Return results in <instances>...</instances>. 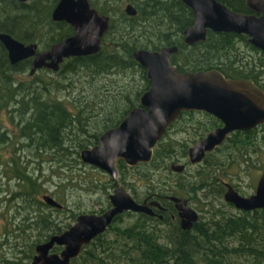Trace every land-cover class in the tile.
I'll return each instance as SVG.
<instances>
[{
	"label": "trees",
	"instance_id": "obj_1",
	"mask_svg": "<svg viewBox=\"0 0 264 264\" xmlns=\"http://www.w3.org/2000/svg\"><path fill=\"white\" fill-rule=\"evenodd\" d=\"M56 1L0 0V31H7L26 42L42 41L40 29L43 27L42 22L46 20L51 34L47 36L50 43L46 46L71 35L74 33L72 25L65 21H54L51 17ZM127 1L133 2L137 7L138 12L135 15L126 13L122 7L123 0H104V5L92 3L101 13L111 17L102 48L93 54L68 57L58 70H54L59 74L64 73L65 76L83 70L95 76L112 72L123 75L119 87L114 92L112 88H108L104 95L102 101L106 106L100 108L108 110V115L100 119L95 115L94 122L99 121V125L95 124L93 131L89 128V125H93L90 124L89 115L84 117L92 108L88 102L76 112L63 100L43 98L37 86L19 79L16 75L31 67L32 58L11 63L8 51L0 41V143L9 142L11 136L4 116L19 128L20 136L28 140L27 144L37 145L41 150L68 149L65 144L67 136L69 132H73L76 120L82 122L83 118L86 123L77 129L82 132V136L78 137L76 152L79 153L80 148L87 147L88 141L97 143L101 133L120 123L133 106L140 104L141 94L151 85L146 68L132 54L139 47L156 49L166 44H177L179 51L173 54L172 59L180 70L219 68L227 76L253 79L264 88V51L255 49L254 53L243 48V45L250 44L246 35L209 29L205 40L188 45L184 42L183 31L193 23L194 13L183 0ZM222 1L238 9L232 0ZM83 102V99H79V103L84 104ZM188 124L191 129L187 128ZM219 124L221 120L214 114L197 110L183 111L155 146L150 161H141L134 166H129L123 159L119 161L120 179L128 187H133L134 192L138 188L129 178L134 175V178L142 180L145 190L134 194L137 200L159 194L164 196L188 193L192 196L198 189V183L190 180L188 185L179 182L177 185H169L162 172L183 177L190 173L194 175L190 167L198 166L199 174H204V183H200V187L205 184V190L214 176L218 175L210 169L211 166L253 160V154H257L264 146L263 123L251 129L235 130L222 145L207 153L202 164H191L188 160L189 147ZM174 126L190 130L189 136H173L171 129ZM222 149H226L228 155L220 157L216 154ZM173 159L183 160L190 167L181 172L175 171L170 165ZM14 160L18 163L19 159ZM206 163L210 164L209 168ZM252 163L256 164L255 161ZM260 166L263 169L264 161ZM131 169L136 171L130 173ZM26 177L23 173L19 175L20 179H27ZM31 181L33 182L32 179ZM165 200L173 206L167 196ZM226 204L234 205L231 202ZM55 210L61 208L56 207ZM35 211L37 214L32 215L34 222L31 225L44 228L46 237L63 231L71 224H53L51 212L44 213L45 210L40 207ZM128 212L132 211L127 210L116 215L108 229L86 244L70 264H235L231 259H225L229 252L251 257L252 264H264V208L239 209L237 213H227L226 210L225 213L213 212L207 220L200 219L191 230L182 229L178 219L172 220L171 217L160 220L139 212H136L138 217L134 221L121 224L120 221H124V215ZM152 220L172 225L171 230L166 233V241L162 240L161 229L155 227ZM60 249V245L55 246V250ZM35 251L33 243L26 258H32ZM21 258H25V254ZM19 263L25 264L24 260Z\"/></svg>",
	"mask_w": 264,
	"mask_h": 264
},
{
	"label": "water",
	"instance_id": "obj_2",
	"mask_svg": "<svg viewBox=\"0 0 264 264\" xmlns=\"http://www.w3.org/2000/svg\"><path fill=\"white\" fill-rule=\"evenodd\" d=\"M183 1L194 13L193 23L183 31L186 44L205 40L208 30L212 29L247 33L249 41L264 50V0H248L255 13L234 10L221 0ZM124 10L129 15L138 12L133 2L126 3ZM52 18L67 21L75 32L45 49H40L37 41L26 42L7 31H0V41L11 63L31 57V74L43 67L58 70L68 57L98 52L111 21L110 15L101 14L90 0H59ZM178 51L177 44L133 50V57L147 70L150 87L141 94L140 104L133 106L120 123L101 133L96 144L80 151L84 162L106 170L117 184L109 194L111 205L101 212H80L69 227L37 242L36 252L28 264H70L86 244L108 229L119 213L132 210L154 215L152 204L162 207L161 202L138 201L118 181V163L123 159L134 166L150 161L155 146L183 111H206L223 122L189 147L188 157L193 164L201 162L207 152L222 144L232 131L264 123V88L261 85L253 79L227 76L219 68L180 70L172 59ZM171 168L180 172L186 164L174 160ZM226 183L225 198L236 207L243 210L264 208V167L255 192L250 195L239 192L231 182ZM169 197L175 201L182 228H192L200 218L199 211L188 204L185 196L171 194ZM44 200L52 206L63 207V203L51 194H45ZM57 245L62 246L60 250H55Z\"/></svg>",
	"mask_w": 264,
	"mask_h": 264
},
{
	"label": "rangeland",
	"instance_id": "obj_3",
	"mask_svg": "<svg viewBox=\"0 0 264 264\" xmlns=\"http://www.w3.org/2000/svg\"><path fill=\"white\" fill-rule=\"evenodd\" d=\"M103 1L91 0L97 5H104ZM127 2L129 1L123 0V9ZM108 5L111 6V3ZM47 24L46 20L43 21V27L40 29L42 41H37L40 49L49 47L46 46L50 43L47 38L51 34H49L50 30H48ZM243 46L247 48L246 45ZM247 50L249 49L247 48ZM249 51L256 53L252 49ZM16 75L19 79H23L27 83L32 82L34 86H37L39 94L43 98L53 97L63 100L76 112L79 107L88 102L92 108L84 117L89 115L90 124H93L89 125L91 131L94 130L95 124L99 125V121L94 122L96 114L99 119L108 115V110L100 108L106 106L102 100L107 94L108 88H112L114 92L123 81V75L118 72L95 76L86 70L65 76L64 73L59 74L58 71L44 68L31 74L29 67L27 71L16 73ZM79 99H83L84 104L79 103ZM26 116L29 115L26 114ZM4 119L6 126L10 129L11 136L9 142L0 143V264H21L19 263L21 260L28 264L32 260V258H26L30 246L33 243L36 245L37 242L43 241L51 235L46 237L44 228L31 225L34 222L32 215L37 214L36 209L40 207L45 210L44 213L51 212V217L54 219L53 224L55 222H58L59 225L72 224L80 212L99 211L108 207L109 194L114 191L115 186L112 185L114 183L112 176L106 170L81 159L80 151L84 147L79 149V153L76 152L78 137L82 136V132L77 129L86 123L84 118L82 122L76 120L73 132H69L67 136L65 144L68 149L65 150H41L37 145L27 144L28 140L24 136H20L19 128L15 127V124L11 123L7 116H4ZM187 128L191 129L190 125ZM172 129L174 132L171 131V133L175 137L189 136L190 130H186L185 127L178 129L174 126ZM94 144L96 143L88 141L87 147ZM216 154L223 157L228 155V151L222 149ZM252 158L253 160H243L239 163L226 162L211 166L210 169L218 175L214 176L205 190H203L205 184L200 187V183H204L202 181L204 174H199L198 166H196L197 168L187 166V169L190 167L191 172L195 173L194 175L190 173L183 177H177L171 172L162 173L169 185L176 183L188 185L190 180L198 183V189L193 192L192 196L188 193L183 195L189 196L190 204L201 212V220H207L213 212L220 213L222 211L225 213L226 210L227 213L228 211L237 213L239 210L235 205L226 204L229 202L224 197L223 185L225 186L226 181L231 182L244 195L255 192L258 178L262 172L260 163L264 161V146L257 154H253ZM14 159H19L18 163ZM252 161H255L256 164H253ZM202 162L199 163L202 164ZM199 163L193 165H199ZM209 165L207 164L208 168ZM201 170L203 169L201 168ZM135 171L136 169H131L130 173ZM21 172L27 175V179L19 178ZM133 176L129 180L134 181V185L138 188L137 192H134L133 187H128L127 183L120 179V172L119 181L125 184L133 195L140 194L139 190L144 191L145 185L141 179ZM44 194L54 195L65 206L61 210H55L56 207L47 205L43 198ZM137 217L138 214L135 211L125 213L124 221H120V223L134 221ZM152 222L155 227L161 229L162 240L166 241V233L171 230L172 225L164 222L159 223L155 220ZM50 232H52L51 229ZM24 254L25 258L22 259ZM225 259H231L235 264H252L251 257L235 252L226 253Z\"/></svg>",
	"mask_w": 264,
	"mask_h": 264
},
{
	"label": "flooded vegetation",
	"instance_id": "obj_4",
	"mask_svg": "<svg viewBox=\"0 0 264 264\" xmlns=\"http://www.w3.org/2000/svg\"><path fill=\"white\" fill-rule=\"evenodd\" d=\"M58 1L59 0H57L56 1V3H55V5H54V7L56 6V4L58 3ZM222 1V0H221ZM90 2H91V0H90ZM232 2L234 3V5L235 6H237V8L238 9H234V10H237V11H241V12H245V13H255V10L254 9H252L251 7H250V5H249V1L248 0H232ZM225 3V2H224ZM91 4H92V2H91ZM227 4V3H226ZM93 5V4H92ZM228 5V4H227ZM94 6V5H93ZM229 6V5H228ZM94 7H96V6H94ZM97 8V7H96ZM232 8V7H231ZM54 9V8H53ZM98 9V8H97ZM99 10V9H98ZM52 12H53V10H52ZM99 12H100V10H99ZM101 13V12H100ZM101 14H106V13H101ZM51 17H52V13H51ZM53 19V18H52ZM54 20V19H53ZM54 21H57V20H54ZM60 21H65V20H60ZM65 22H67V21H65ZM68 23V22H67ZM70 24V23H69ZM71 25V24H70ZM74 32H75V28H74ZM236 33V32H235ZM106 34V33H105ZM104 34V35H105ZM237 34H239V35H246V38H247V40L249 41V34H247V33H237ZM104 37V36H103ZM102 42H103V39H102ZM249 45H246L247 46V48L249 49V50H255L256 49V51L257 50H263L262 48H260V47H258V46H256V45H254L253 43H251L250 41H249ZM253 46H255V48H253ZM50 47V46H49ZM243 48H245V47H243ZM246 49V48H245ZM242 50H244V49H242ZM264 51V50H263ZM237 78V77H236ZM246 79H248V78H246ZM255 81V80H254ZM260 85V84H259ZM187 111H190V110H187ZM197 111H202V110H197ZM206 112V111H205ZM212 114V113H211ZM216 116V115H215ZM180 117V116H179ZM217 117V116H216ZM220 119V118H219ZM221 120V119H220ZM223 124V122H222V120H221V124H219V125H217V126H215V127H218V126H221ZM260 125V124H259ZM171 126V125H170ZM169 126V127H170ZM258 126V125H257ZM214 127V128H215ZM169 129V128H168ZM213 129V128H212ZM251 129V128H250ZM211 130V129H210ZM236 130H238V129H236ZM171 131H172V129H171ZM235 131V130H234ZM234 131H232V132H234ZM208 132V131H207ZM206 132V133H207ZM231 132V133H232ZM205 133V134H206ZM230 133V134H231ZM203 137V136H202ZM228 138V137H227ZM226 141V140H225ZM224 141V142H225ZM223 142V143H224ZM222 143V144H223ZM222 144H220V145H222ZM219 145V146H220ZM218 147V146H217ZM216 147V148H217ZM215 148V149H216ZM211 151H213V150H211ZM208 153V152H207ZM207 155V154H206ZM205 158V157H204ZM188 160H189V157H188ZM203 161V160H202ZM201 161V162H202ZM190 162V161H189ZM184 163V162H183ZM191 163V162H190ZM191 164H193V163H191ZM196 164V163H195ZM129 166H131V165H129ZM186 168H187V165H186ZM185 168V169H186ZM184 171V170H183ZM181 172V171H180ZM113 179V178H112ZM118 181H119V173H118ZM113 186H117V184H115V181H114V179H113ZM120 182V181H119ZM226 182H228V181H226ZM224 183L225 184V186L223 185V190L225 191V193H226V191H227V189H228V186H227V183ZM258 182V181H257ZM120 183H122V182H120ZM123 184V183H122ZM125 185V184H124ZM115 187H114V189H115ZM235 187V186H234ZM127 188V187H126ZM236 188V187H235ZM128 189V188H127ZM237 189V188H236ZM129 190V189H128ZM238 190V189H237ZM239 191V190H238ZM130 192V191H129ZM240 192V191H239ZM18 193H20V192H18ZM21 193L23 194L24 193V190L23 191H21ZM225 193H224V197H225ZM132 194V193H131ZM45 195V194H44ZM44 195H43V198H44ZM133 195V194H132ZM171 194H167V195H164V196H162V195H155V196H153V197H144V198H142L141 200H138V201H140V202H143L145 199H147L148 201H151V200H158V201H160L161 202V204H162V207L161 206H159V205H155V204H152V206H153V208H154V210L156 211V213L154 214V215H150V216H153L154 218H157V219H160V220H163V219H169V218H171L172 220L173 219H178L179 220V223H180V226H181V222H180V216H179V213H178V209H177V207H176V205H175V201L174 200H172L169 196H170ZM172 195H178V194H172ZM54 196V195H53ZM134 196V195H133ZM165 196H167L168 198H169V201H172L173 202V206L170 204V202H168V201H166L165 200ZM179 196H185V195H179ZM55 197V196H54ZM185 197H187L188 198V204L189 205H191L190 204V197L189 196H185ZM56 198V197H55ZM57 199V198H56ZM226 199V198H225ZM58 200V199H57ZM109 200H110V198H109ZM227 200V199H226ZM46 202V201H45ZM47 203V202H46ZM232 203V202H231ZM48 204V203H47ZM109 205H108V207L111 205V201L108 203ZM233 204V203H232ZM50 205V204H49ZM50 206H52V205H50ZM65 205H64V203H63V207H64ZM191 206H193V205H191ZM53 207H55V206H53ZM174 207H175V210H174ZM194 207V206H193ZM60 208H62V207H60ZM107 208V207H106ZM195 209H197L196 207H194ZM238 208V207H237ZM240 209V208H239ZM198 210V209H197ZM243 210V209H242ZM103 211V210H102ZM127 211V210H126ZM132 211V210H131ZM199 211V210H198ZM91 212H101V210H99V211H91ZM136 212V211H135ZM123 213V212H122ZM139 213H141V212H139ZM199 213H200V219H201V212L199 211ZM146 214V213H145ZM148 215V214H147ZM200 219L198 220V221H196L195 223H194V225H193V227L192 228H190V229H193L194 228V226H195V224L196 223H198L199 221H200ZM181 228H182V226H181ZM183 229V228H182ZM185 230V229H184ZM187 230H189V229H187ZM97 237V236H96ZM62 247V246H61Z\"/></svg>",
	"mask_w": 264,
	"mask_h": 264
},
{
	"label": "bare ground",
	"instance_id": "obj_5",
	"mask_svg": "<svg viewBox=\"0 0 264 264\" xmlns=\"http://www.w3.org/2000/svg\"><path fill=\"white\" fill-rule=\"evenodd\" d=\"M200 219V218H199ZM191 230V229H190Z\"/></svg>",
	"mask_w": 264,
	"mask_h": 264
}]
</instances>
